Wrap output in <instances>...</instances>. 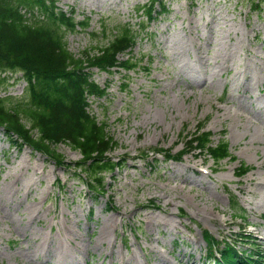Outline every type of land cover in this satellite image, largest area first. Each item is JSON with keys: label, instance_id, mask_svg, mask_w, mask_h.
Listing matches in <instances>:
<instances>
[{"label": "rangeland", "instance_id": "1", "mask_svg": "<svg viewBox=\"0 0 264 264\" xmlns=\"http://www.w3.org/2000/svg\"><path fill=\"white\" fill-rule=\"evenodd\" d=\"M162 1V14L147 20L140 7L151 0H55L89 21L65 32L77 56L144 18L146 32L120 55L137 58L135 68L91 70L108 93L89 96V111L119 143L110 156L126 163L94 197L69 143L56 146L58 164L1 132L0 264H204L205 229L264 264V0ZM1 77L0 97L23 93L22 71ZM203 123L235 159L146 154L178 152ZM241 162L252 169L239 177Z\"/></svg>", "mask_w": 264, "mask_h": 264}, {"label": "trees", "instance_id": "2", "mask_svg": "<svg viewBox=\"0 0 264 264\" xmlns=\"http://www.w3.org/2000/svg\"><path fill=\"white\" fill-rule=\"evenodd\" d=\"M140 8L152 19L161 12L160 8L166 7L162 0H151ZM141 22L137 29L128 22L97 51L87 50L77 56L67 46L65 32L75 30L78 24L86 27L88 21L77 22L73 15L60 10L55 0H0V83L1 74L7 71H22L27 81L21 95L0 97V133L59 164L64 157L56 146L69 143L82 154L75 162V170L94 197L102 194L107 173L123 163L109 154L118 141L107 131L105 123L88 110L89 95L103 96L107 92L92 79L90 70L135 67L137 61L130 57L120 59L119 55L132 48L145 31ZM203 128L201 124L188 135L185 149L177 155L167 150L164 154L181 159L187 151L206 150L215 161L232 156L226 140L212 144V132ZM150 151L161 152V148ZM250 169L251 166L242 163L238 175ZM204 237L209 244V264L211 258H215L216 264H262L259 255L238 249L233 241H219L208 231Z\"/></svg>", "mask_w": 264, "mask_h": 264}, {"label": "bare ground", "instance_id": "3", "mask_svg": "<svg viewBox=\"0 0 264 264\" xmlns=\"http://www.w3.org/2000/svg\"><path fill=\"white\" fill-rule=\"evenodd\" d=\"M134 26V28L135 29H137L138 28V25H133ZM144 31H142L141 33H140V35L143 33ZM145 32H146V30H145ZM5 73V72H4ZM27 86V85H26ZM264 124V123H263Z\"/></svg>", "mask_w": 264, "mask_h": 264}]
</instances>
